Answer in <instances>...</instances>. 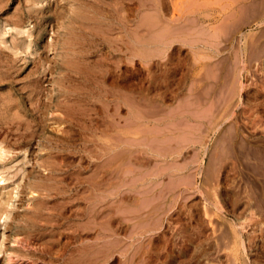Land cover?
Returning a JSON list of instances; mask_svg holds the SVG:
<instances>
[{"label": "rangeland", "instance_id": "374dc122", "mask_svg": "<svg viewBox=\"0 0 264 264\" xmlns=\"http://www.w3.org/2000/svg\"><path fill=\"white\" fill-rule=\"evenodd\" d=\"M0 2V264H264V0Z\"/></svg>", "mask_w": 264, "mask_h": 264}, {"label": "bare ground", "instance_id": "6f19581e", "mask_svg": "<svg viewBox=\"0 0 264 264\" xmlns=\"http://www.w3.org/2000/svg\"><path fill=\"white\" fill-rule=\"evenodd\" d=\"M1 3V2H0ZM2 4V3H1ZM70 15V14H69ZM230 16V15H229ZM31 17V16H30ZM53 19V18H52ZM104 19V18H103ZM23 20V19H22ZM44 20V19H43ZM221 23V22H220ZM120 24V23H119ZM41 28V27H40ZM123 48V47H122ZM3 55V54H2ZM6 55V54H5ZM14 57V56H13ZM1 60V59H0ZM4 60V59H3ZM2 61V60H1ZM11 62V61H10ZM40 63V62H39ZM2 66V65H1ZM6 73V72H5ZM12 97V96H11ZM20 99V98H19ZM13 106V105H12ZM27 117V116H26ZM8 118V117H7ZM1 126V125H0ZM14 243L16 244V239L14 241ZM14 246V245H13ZM14 248V247H13ZM12 254H13V250H11V252H9V257H8V262L7 264L12 261Z\"/></svg>", "mask_w": 264, "mask_h": 264}]
</instances>
